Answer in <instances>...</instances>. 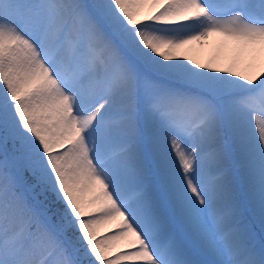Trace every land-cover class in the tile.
Listing matches in <instances>:
<instances>
[{"label": "snow or ice", "instance_id": "obj_1", "mask_svg": "<svg viewBox=\"0 0 264 264\" xmlns=\"http://www.w3.org/2000/svg\"><path fill=\"white\" fill-rule=\"evenodd\" d=\"M0 264H264V0H0Z\"/></svg>", "mask_w": 264, "mask_h": 264}, {"label": "rangeland", "instance_id": "obj_2", "mask_svg": "<svg viewBox=\"0 0 264 264\" xmlns=\"http://www.w3.org/2000/svg\"><path fill=\"white\" fill-rule=\"evenodd\" d=\"M224 50L221 48L218 37H209L204 42H194L185 47L181 54L198 56V55H219Z\"/></svg>", "mask_w": 264, "mask_h": 264}, {"label": "bare ground", "instance_id": "obj_3", "mask_svg": "<svg viewBox=\"0 0 264 264\" xmlns=\"http://www.w3.org/2000/svg\"><path fill=\"white\" fill-rule=\"evenodd\" d=\"M224 52H221L217 57L212 56V55H198V56H192L188 55L190 59L196 61L197 63H225L224 61Z\"/></svg>", "mask_w": 264, "mask_h": 264}]
</instances>
